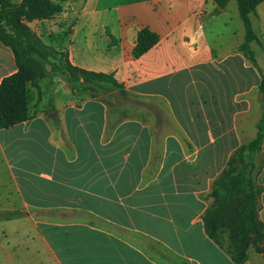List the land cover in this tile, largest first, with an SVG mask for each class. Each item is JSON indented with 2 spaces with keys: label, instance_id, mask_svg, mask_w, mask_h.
I'll return each instance as SVG.
<instances>
[{
  "label": "crops",
  "instance_id": "crops-1",
  "mask_svg": "<svg viewBox=\"0 0 264 264\" xmlns=\"http://www.w3.org/2000/svg\"><path fill=\"white\" fill-rule=\"evenodd\" d=\"M232 1L216 13L213 0H62L53 18L28 23L72 66L112 75L169 125L116 119L103 99L72 92L57 76L56 88L37 94L38 113L27 95L30 118L0 130L8 164L40 184L35 203L42 208L20 210L28 214L21 218H66L75 210L60 206L82 205L105 224H45L36 260L15 264H235L203 222L214 181L250 133L252 94L260 93L261 76L239 51L245 32L232 28ZM252 14L264 20V2ZM144 30L157 41L135 56ZM0 53L11 55L1 43ZM13 58L0 66V83L16 72ZM255 163L264 223V141ZM7 171L0 168L1 185ZM244 264H264V253L250 248Z\"/></svg>",
  "mask_w": 264,
  "mask_h": 264
},
{
  "label": "trees",
  "instance_id": "trees-1",
  "mask_svg": "<svg viewBox=\"0 0 264 264\" xmlns=\"http://www.w3.org/2000/svg\"><path fill=\"white\" fill-rule=\"evenodd\" d=\"M61 1L0 0V43L12 49L17 68L15 73L4 77L0 83V130L11 128L30 118L27 84L45 75L59 77L70 86L72 92H75L74 86L78 84L90 98L109 100L114 94L115 100L120 104L132 99L112 75L74 67L70 64L65 52L47 47L37 39L28 23L53 18L62 11ZM230 1L213 0L216 13L224 10ZM235 2L245 32L239 51L250 60L261 76L259 92L263 97L262 118L254 139L239 147L228 160L227 166L231 167L246 159L248 163L239 172L232 175L224 174L214 182L209 195L213 199V207L206 211L203 222L209 238L227 253L235 264H244L248 259L250 234L255 235L259 244L264 243V224L259 219L257 207L261 188L253 175V171L256 170L255 159L264 141V74L250 47L253 41L261 43L254 32L250 14L255 13L264 0H235ZM156 41L157 37L148 30L140 32L134 55H142ZM55 56L61 57L63 63L57 62L54 59ZM25 65L34 66L32 73L25 69ZM47 66H50V70H47ZM154 115L158 124L169 125L168 119L162 112L155 110ZM239 192L244 193L245 198L238 211L236 200ZM26 216H28L27 213L18 211L14 214L0 215V220ZM224 219L236 221L234 229L229 234L230 244L227 247L222 244L218 234ZM257 251L262 253L260 248H257Z\"/></svg>",
  "mask_w": 264,
  "mask_h": 264
},
{
  "label": "rangeland",
  "instance_id": "rangeland-1",
  "mask_svg": "<svg viewBox=\"0 0 264 264\" xmlns=\"http://www.w3.org/2000/svg\"><path fill=\"white\" fill-rule=\"evenodd\" d=\"M233 8L231 13L232 16V28L238 30H243L244 26L242 21L239 18L238 10L236 2L232 1ZM252 26L254 32L259 36L261 43L259 45H254L253 52L255 53V57L264 73V20L257 19L253 14L251 15ZM11 53L10 56L13 55V51L9 48ZM10 56H6V54L0 53V66L2 63L4 65H12V61ZM14 65L11 66L14 69L16 68L15 58H13ZM57 62H62L61 57L55 56L54 58ZM53 61V59H51ZM62 60V61H61ZM1 68V67H0ZM253 73L255 74V78L258 77L260 81V77L256 71V69L251 66ZM25 69L32 73L34 66L25 65ZM47 70H50V66H47ZM17 71V68H16ZM6 72L3 69H0V76L5 75ZM58 78V77H57ZM252 79V78H251ZM54 76L45 75L44 77H37L35 80L28 82L27 84V95L28 98L30 95L33 97V112L38 113L40 109V105L37 101V94L42 96L43 93L49 94L51 89L56 88L57 85H54ZM258 81V80H257ZM65 83V82H64ZM40 84H42L40 87ZM63 84V81L59 83V85ZM75 91L77 90L81 96H88V93L82 91L80 86L77 84L74 86ZM31 93V94H30ZM252 98L254 99L256 106L254 112L251 114V118L249 119L250 128L248 130V134H246V138L244 140V145L249 143L248 141L251 138H254L256 135L257 129H255L256 122L262 117V95L260 93L252 94ZM110 108V113L114 112L113 117L116 119H138L142 122L154 125H158L156 122V117L152 112L153 109L148 105L149 101L143 99H131L125 102L118 103L115 100V95H111L109 100L103 99ZM119 106V107H117ZM8 147L3 145L2 139L0 138V168L3 171H7L8 167V175L9 180L6 184H0V214L4 213H14L20 210L29 211L32 208H42L36 205L35 203V191L40 184L35 181V177L31 176L25 170H22L20 167H13V162L8 164V160L10 159L7 154ZM235 152V151H234ZM233 152V153H234ZM232 153V154H233ZM232 156V155H231ZM230 156V157H231ZM230 159V158H229ZM228 159V160H229ZM228 163V161H227ZM248 163V160L239 161L233 166L228 167L227 164L224 167L223 171L219 174V177L225 175H232V173H237L241 169L245 167ZM253 175H256V171H253ZM0 179L4 181L2 174H0ZM216 179V180H217ZM215 180V181H216ZM0 181V182H2ZM214 181V182H215ZM214 185V183H213ZM45 189V185L43 186ZM213 188V187H212ZM212 191V190H211ZM245 198L244 193H238L236 200V208L239 211L242 207L243 201ZM236 199V198H235ZM213 207V199L211 206L209 209ZM258 207V205H257ZM51 207H43V209H48ZM55 208V207H53ZM63 208V209H62ZM61 210H75L74 213L69 212L66 218H60L53 216L50 212H33L30 217L27 218H17L11 220H0V264H15L21 261L34 262L36 260L37 250L40 252L41 247L36 246L37 242L43 240L45 238V224L53 223V224H82V225H90L93 227L103 226L105 224V219L100 217L98 214H94L90 211L89 207H83L82 205H73L69 207L60 206ZM263 223V222H262ZM222 229L219 230V238L224 246H229L228 237L232 229L236 224V221H230V219H224L222 221ZM264 224V223H263ZM251 243L250 248L254 249L256 252L257 248L262 249V253H264V243L259 244L255 239V235L253 233L250 234ZM248 250V251H249ZM259 253V252H258Z\"/></svg>",
  "mask_w": 264,
  "mask_h": 264
},
{
  "label": "water",
  "instance_id": "water-1",
  "mask_svg": "<svg viewBox=\"0 0 264 264\" xmlns=\"http://www.w3.org/2000/svg\"><path fill=\"white\" fill-rule=\"evenodd\" d=\"M81 81H83V80H81Z\"/></svg>",
  "mask_w": 264,
  "mask_h": 264
}]
</instances>
